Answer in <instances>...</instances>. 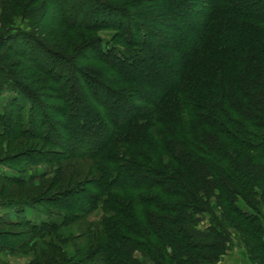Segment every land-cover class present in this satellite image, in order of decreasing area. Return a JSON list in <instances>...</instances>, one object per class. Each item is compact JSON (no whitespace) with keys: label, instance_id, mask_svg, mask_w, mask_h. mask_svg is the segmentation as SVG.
<instances>
[{"label":"trees","instance_id":"16d2710c","mask_svg":"<svg viewBox=\"0 0 264 264\" xmlns=\"http://www.w3.org/2000/svg\"><path fill=\"white\" fill-rule=\"evenodd\" d=\"M154 1L145 0L141 6ZM52 2L61 27L116 31L110 43L97 36L82 53L90 52L87 59L105 65L122 85L135 87L129 93L115 91L102 73L82 71L75 58L58 55L31 32L13 35L20 38V53L57 85L67 105L63 116L73 124L78 142L69 157L95 161L97 189L106 195L104 209L122 217L103 224L108 241L99 247L102 263L124 264L123 256L139 248L155 264H195L191 254L204 251L215 253L205 261L218 262L216 254L222 253L229 235L217 228L200 234L192 228L196 220L190 212L215 191L223 212L258 235L257 220L244 213L237 200L250 197L256 185L264 183V0H185L175 11L177 18H184L164 25L172 39L167 43L162 37L150 42V29L132 21L123 7L103 0ZM140 69L148 76L164 75L167 84L162 87L159 80L146 81V75H130ZM0 72V78L7 73L4 66ZM79 77L96 91L94 111L86 105L90 117L73 110L69 87ZM2 81L24 93L31 108L21 113L25 110L14 97L0 121L24 138L66 150L67 136L56 131L58 139L53 140L49 123L50 130L43 132L48 108L42 97L25 91L17 80ZM159 89L155 100L143 96ZM135 99L142 106L132 108L130 101ZM118 106L122 113L114 119ZM116 145L124 152H114ZM162 157L173 163L167 165ZM124 197L129 199L126 206L121 203ZM259 241L264 251V239Z\"/></svg>","mask_w":264,"mask_h":264},{"label":"rangeland","instance_id":"374dc122","mask_svg":"<svg viewBox=\"0 0 264 264\" xmlns=\"http://www.w3.org/2000/svg\"><path fill=\"white\" fill-rule=\"evenodd\" d=\"M103 1L125 8L133 16L132 21L150 29L151 34L147 35L150 42L158 41L161 37L164 43L172 41L169 39L170 29L164 25H175L184 18H177L175 11L183 6L185 0H179L177 4L168 0L159 3L156 0L142 6L145 0ZM52 3V0H0V66H4L7 72L0 78V113L3 114L8 102L16 97L25 110L20 112L28 114L31 108L28 97L2 81L6 78L17 80L25 91L38 93L44 107L47 106L43 132L51 127L53 140L58 139L54 138L58 134L56 131L68 138L67 149L63 150L13 133L0 121V264H103L98 253L100 244L108 241L103 224L112 219H122L110 209H104L106 195L102 193V189H97L99 175L95 161L69 157L72 150L78 149V142L76 134L71 131L73 124L65 114L63 116L67 105L63 103L57 85L28 63L20 53V38L13 35L21 31L31 32L58 55L75 58L73 62L82 71L102 73L115 91L125 90L129 93L135 87L122 85L116 74L106 71L105 65L87 59L90 52L88 55L82 53L86 43L92 42L97 36L103 38L104 44L110 43L116 31L105 29L90 33L61 27L58 12ZM196 8L201 9L202 6L197 5ZM124 48L119 46L117 50L123 51ZM131 74L146 75L148 82L159 80L162 87L168 82L164 75L154 73V76H148L143 69L130 71ZM78 81L75 84L70 82L69 87L73 89V110L90 117L97 102L93 98L96 91L91 90L87 80L82 77ZM161 91H148L143 96L152 101ZM130 102L132 108L142 106L136 99ZM86 105L90 106L91 112ZM114 109V119H117L122 109L120 106ZM46 110L42 109V112L45 113ZM63 126L68 128L63 131ZM111 149L112 146L107 152ZM113 149L114 152H124L118 145ZM162 159L167 165L171 162L169 157ZM256 186L254 194L238 198L237 205L244 213L257 220L255 228H260L258 235L234 215L223 212L216 198L218 191L203 197L204 205L199 206V209L192 208L190 212L196 220L192 228L197 232L209 234V231L217 228L227 232L230 237L222 243V253L216 254L219 256L218 262L205 261L204 258L209 257L210 260L215 253L204 251L191 254L195 264H264V251L259 247V239H264V183ZM166 201L170 202V199ZM121 203L128 205V197L121 199ZM122 260L124 264H155L153 258L142 248L131 255H124Z\"/></svg>","mask_w":264,"mask_h":264}]
</instances>
